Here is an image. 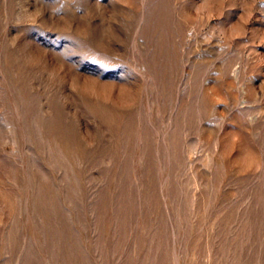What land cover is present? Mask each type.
I'll list each match as a JSON object with an SVG mask.
<instances>
[{
  "label": "rangeland",
  "instance_id": "374dc122",
  "mask_svg": "<svg viewBox=\"0 0 264 264\" xmlns=\"http://www.w3.org/2000/svg\"><path fill=\"white\" fill-rule=\"evenodd\" d=\"M0 264H264V0H0Z\"/></svg>",
  "mask_w": 264,
  "mask_h": 264
}]
</instances>
